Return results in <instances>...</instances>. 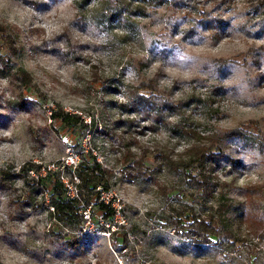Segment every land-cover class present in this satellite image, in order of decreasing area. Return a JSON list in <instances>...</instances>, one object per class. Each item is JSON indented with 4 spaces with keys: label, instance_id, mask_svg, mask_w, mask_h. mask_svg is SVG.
I'll return each mask as SVG.
<instances>
[{
    "label": "rangeland",
    "instance_id": "1",
    "mask_svg": "<svg viewBox=\"0 0 264 264\" xmlns=\"http://www.w3.org/2000/svg\"><path fill=\"white\" fill-rule=\"evenodd\" d=\"M75 1L0 0V264H264L244 251L264 242V0H201L221 36L198 23L185 33L182 8L108 23L99 0L82 18ZM20 68L33 87L12 76ZM59 109L77 121L53 119ZM232 130L241 137L206 164L209 193L175 170ZM83 159L110 173L114 225L91 208L82 231L61 226L52 184L32 180L51 170L66 187ZM221 206L236 244L197 246L174 226L188 207L206 218Z\"/></svg>",
    "mask_w": 264,
    "mask_h": 264
},
{
    "label": "trees",
    "instance_id": "2",
    "mask_svg": "<svg viewBox=\"0 0 264 264\" xmlns=\"http://www.w3.org/2000/svg\"><path fill=\"white\" fill-rule=\"evenodd\" d=\"M77 17L82 18L85 15L86 8L89 6L91 0H76ZM201 0H99L95 6V11L99 14V18H102L106 22L110 23L114 20H127L133 13L139 14V16L145 17L148 15V6L154 5L159 8H167L171 12L182 8L184 15H188L194 18V22L190 24L189 28L185 30V33H192L195 30L196 24H203L207 30L214 32L215 36H221L223 30L224 21L219 16H208L206 8L203 6ZM175 16V15H174ZM5 28L0 24V38L4 36ZM9 45V44H8ZM10 46V45H9ZM12 76L18 79L24 88L33 87V79L29 72L25 69H17L12 73ZM154 88L153 86H140L137 90L142 88ZM51 116L53 119H59L64 125L70 126L77 119L71 114L66 113L62 109L52 111ZM79 118V117H78ZM241 137L237 130H232L223 136L222 139L213 140L210 147L202 148L200 152L195 155V160L187 161L186 163H178L171 161L177 165L178 173H182L186 178L194 185L198 190H202L203 193H209L210 182L206 175V164L208 160L217 155H223L226 151V144L228 139L232 137ZM217 151V153H216ZM72 166L69 164L64 165V169L71 170ZM42 166L30 163L24 170L27 172L35 171L39 174L42 170ZM73 178H77L79 183L77 184L79 196L70 198L67 195V188L64 187V183L60 178L53 179L50 176L53 175L51 170H48L45 176L38 175L37 179L34 177L32 180L37 184H42L48 181V184H52V189L49 190L48 206L52 208L51 215L54 219L61 224V226L73 227V223L78 230L82 231V227L86 220L84 219V211L89 206L97 209L102 218L105 221L113 224L115 221L116 209L110 203H105L99 200L98 187H102L104 190H110L109 171L102 167V165L93 160L83 159L79 161L73 169ZM7 172L0 170V179L5 180L8 178ZM5 184V183H3ZM223 206L219 207L218 215L209 214L206 218H202L197 214L193 207H188L182 214H177L174 218V226L176 229L190 238L192 242L197 245L210 244L212 238L219 240L221 237H225L230 240L231 243L236 244L239 238L234 235L231 230L226 228L225 221L222 217ZM188 212V223H183L182 216ZM259 223L263 233H260V237L264 238V219L260 218ZM74 233H69L68 242L71 244L77 243ZM75 243V244H76ZM77 245V244H76Z\"/></svg>",
    "mask_w": 264,
    "mask_h": 264
},
{
    "label": "built area",
    "instance_id": "3",
    "mask_svg": "<svg viewBox=\"0 0 264 264\" xmlns=\"http://www.w3.org/2000/svg\"><path fill=\"white\" fill-rule=\"evenodd\" d=\"M73 161V160H72ZM75 164V162H73ZM68 164H70L68 162ZM79 183V181L77 180V178H75V182L72 183H67L66 184V188H67V195L70 198H75L79 196V191H78V187L77 184ZM74 188V189H73ZM99 190V200L100 201H104L105 203H110L112 201V205L114 206V208L116 209V214H115V218H119L120 216H122V206L120 205V200H116L113 197V194L111 193L110 190L106 191L104 190L102 187H98ZM91 208L92 206H89V208L84 211V218L87 221V219L90 218V214H91ZM102 216V215H101ZM108 226H110V224H107Z\"/></svg>",
    "mask_w": 264,
    "mask_h": 264
},
{
    "label": "clouds",
    "instance_id": "4",
    "mask_svg": "<svg viewBox=\"0 0 264 264\" xmlns=\"http://www.w3.org/2000/svg\"><path fill=\"white\" fill-rule=\"evenodd\" d=\"M251 243L252 244H255V245H258V247H255V248H245L244 251L246 253H248L250 256H254L256 254H264V242H261L259 239H257L256 236H253L251 238ZM237 253L236 252H233L232 253V256L233 258H236L237 257ZM208 264H213L212 261H209ZM244 264H251V261L250 260H246L244 261Z\"/></svg>",
    "mask_w": 264,
    "mask_h": 264
}]
</instances>
